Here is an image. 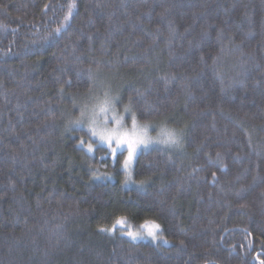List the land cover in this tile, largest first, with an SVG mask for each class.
<instances>
[{
	"label": "trees",
	"instance_id": "16d2710c",
	"mask_svg": "<svg viewBox=\"0 0 264 264\" xmlns=\"http://www.w3.org/2000/svg\"><path fill=\"white\" fill-rule=\"evenodd\" d=\"M101 105L177 143L127 181L74 123ZM257 260L264 0H0V264Z\"/></svg>",
	"mask_w": 264,
	"mask_h": 264
},
{
	"label": "snow or ice",
	"instance_id": "6c2138e0",
	"mask_svg": "<svg viewBox=\"0 0 264 264\" xmlns=\"http://www.w3.org/2000/svg\"><path fill=\"white\" fill-rule=\"evenodd\" d=\"M109 101L106 99L104 104H108ZM101 112H106V107L100 108ZM125 111H129V108L126 106ZM84 116V112L81 111V117ZM115 120V118H114ZM75 125L80 128L84 126L83 120H76ZM117 125L120 124L119 120H115ZM108 120L107 118L104 121L105 127L102 130H98L96 125V120L93 118L91 122L87 125V134L89 136V142L87 144V150L89 153L94 151L93 144L98 143L101 149L107 150L110 155L116 157L118 154H123L126 150L128 153L127 159L124 161V167L127 169L129 163L133 159L137 149L140 146L147 147L149 143H165V144H176L177 140L175 138L174 133L172 132H163L162 134L167 137L165 140H157L152 141L150 138L146 137V135H142L137 133V121L135 114L132 115V132L129 133L128 131H118L116 128L108 129L107 128ZM146 127V126H145ZM85 141L82 138L80 141L81 145H84ZM124 220L121 218L116 221V224L113 225L112 229H101V231H115L117 225H123ZM159 229V225H153L151 228L148 229V234L153 238L156 239V231ZM132 239H136V234L132 232L127 233Z\"/></svg>",
	"mask_w": 264,
	"mask_h": 264
},
{
	"label": "rangeland",
	"instance_id": "374dc122",
	"mask_svg": "<svg viewBox=\"0 0 264 264\" xmlns=\"http://www.w3.org/2000/svg\"><path fill=\"white\" fill-rule=\"evenodd\" d=\"M102 106L107 108V111L106 112H101L100 111V108ZM129 111L126 112L125 109H122L121 111H119L117 109L112 108L111 106L109 108V107H107V105H101L95 111V113L92 116L90 115V117L87 118L84 121V126L81 127V128L84 129V131L87 133V125L91 122V120L93 118H95V120H96V125L95 126L98 128V130H102L105 127L104 121L107 118V120H108L107 128L108 129L116 128L118 131H121V132L128 131L129 133H131L132 132V117L129 116V114H130ZM114 118H115V120H119L120 121V124L119 125H117L115 123ZM136 131L139 134L146 135V137L150 138L152 141L165 140V139H167V137L164 136V135H161V134L158 135V134L152 133V126L146 125V124L143 125L141 121H137ZM87 139H88L87 140V144H88V142H89V136H88V134H87ZM87 144H86L85 150L88 152V150H87ZM165 145H166L165 143H154L153 142V143H149L147 147L140 146L137 149V151H136L133 159L129 163L127 169H125V167H124V161L127 159V156H128V153L125 150L123 152L124 154H123L122 159H121L120 167H121L122 171L124 172V174L126 176V180L127 181H130L132 179L133 167L135 165V162H136V159H137L138 155L141 152H147V151H149V150H151L153 148H161V147H163ZM95 146H99L98 143H94L93 144V148H95ZM88 154L93 155L94 154V151L91 152V153L88 152ZM108 156L111 157L112 160L115 159V157H113L112 155H110L109 152H108ZM123 225H125V228L128 229L127 232H126V234L128 232H132V233L136 234V239L135 240L132 239L127 234L130 237V239L132 241H134V242L151 241L153 243H156V242H158L160 240L159 239V235H158V230H155L156 231V239H153L148 234V229L151 228L153 226V224H150V223H142V224L138 225L137 227H133L132 230H131L129 224H125V222H124Z\"/></svg>",
	"mask_w": 264,
	"mask_h": 264
},
{
	"label": "flooded vegetation",
	"instance_id": "af4514ba",
	"mask_svg": "<svg viewBox=\"0 0 264 264\" xmlns=\"http://www.w3.org/2000/svg\"><path fill=\"white\" fill-rule=\"evenodd\" d=\"M258 263L262 264V260H257Z\"/></svg>",
	"mask_w": 264,
	"mask_h": 264
}]
</instances>
